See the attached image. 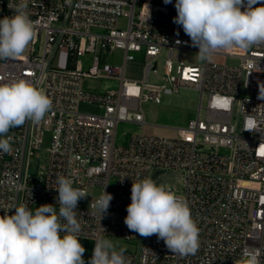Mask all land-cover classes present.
Masks as SVG:
<instances>
[{
    "label": "built area",
    "instance_id": "obj_1",
    "mask_svg": "<svg viewBox=\"0 0 264 264\" xmlns=\"http://www.w3.org/2000/svg\"><path fill=\"white\" fill-rule=\"evenodd\" d=\"M15 2L0 0V18L14 15ZM28 12L35 39L22 56L0 60V83L26 79L53 104L39 124L27 121L8 133L12 150L0 152V215L21 203L58 210L54 188L64 175L88 194L76 209L80 236L136 242L137 251L124 252L130 264H240L246 246L259 248L264 264V45L216 53L223 63L175 60L176 52L199 51L173 23L175 0H28ZM116 50L122 64L103 62ZM163 52V81L151 82ZM141 53L142 78L127 77V65ZM85 56L92 63L82 71ZM86 79L114 80L117 87L92 94L83 87ZM184 88L200 94L197 116L176 136L146 133L143 105ZM81 103L102 111L82 113ZM250 118L252 130L246 129ZM119 123L140 127L125 146L116 141ZM46 132L47 163L31 173ZM221 148L230 153L220 154ZM166 171L181 175L180 190L166 186L187 200L200 229L195 254H173L156 235L142 237L124 223L133 181H157ZM104 190L113 199L100 217L95 202Z\"/></svg>",
    "mask_w": 264,
    "mask_h": 264
},
{
    "label": "clouds",
    "instance_id": "obj_2",
    "mask_svg": "<svg viewBox=\"0 0 264 264\" xmlns=\"http://www.w3.org/2000/svg\"><path fill=\"white\" fill-rule=\"evenodd\" d=\"M12 7L14 15L0 18V60L22 56L36 36L28 0H16ZM175 9L173 23L190 37L201 61H211L220 51H247L264 45V0H175ZM52 104L42 89L26 79L0 83V152L12 150L10 129L27 121L39 124ZM254 127L255 121L248 119L246 129ZM56 185L58 210L43 204L33 211L21 203L0 215V264H86L76 209L88 194L73 187V180L64 175L57 177ZM112 199L104 190L96 200L100 217ZM126 211L124 223L130 231L142 237L156 235L173 254L187 256L198 251L200 229L189 203L152 177L133 181ZM124 252L100 236L87 264H130ZM261 254L259 248L246 246L240 264H261Z\"/></svg>",
    "mask_w": 264,
    "mask_h": 264
},
{
    "label": "rangeland",
    "instance_id": "obj_3",
    "mask_svg": "<svg viewBox=\"0 0 264 264\" xmlns=\"http://www.w3.org/2000/svg\"><path fill=\"white\" fill-rule=\"evenodd\" d=\"M126 22H122L121 26L125 28ZM42 42V41H41ZM40 42V43H41ZM28 50V49H27ZM26 50V52H27ZM25 52V53H26ZM198 52H176L174 59L183 60L188 64H202L198 56ZM165 52L162 53L158 62V74L151 75V82H162L163 77V65L165 59ZM83 63L80 66V70L87 71L91 66V59L88 56L83 57ZM143 53L137 54L135 61L127 65L126 76L134 79L142 78V63ZM123 61V52L116 50L112 55L106 56L103 62H107L114 65H120ZM211 61L223 63L226 61L224 56L215 55ZM228 63H233L231 60H227ZM57 62V61H56ZM56 62L54 65H56ZM83 87L86 91L92 94H100L107 89H114L117 87V82L110 79H86ZM200 102V94L198 91L191 88L180 89L178 92L165 95L162 97L160 104L146 103L143 105V111L148 125L144 128V131L149 134L162 135V136H176L178 134L177 128L186 126L188 121L197 116L198 107ZM203 104H206V97H204ZM79 111L82 113H100L102 110L96 105L89 103H81L79 105ZM204 114V111H203ZM153 126V127H152ZM160 127V128H155ZM140 127L135 124L119 123L116 135V141L118 145L125 146L128 142L131 134L139 132ZM50 133L46 132L43 138L41 148L36 151L32 162L33 167L30 169L31 173L37 170V167L46 165L50 147ZM220 154H229L228 149H219ZM157 184H164L172 186L180 190L182 181L181 175L175 171H166L164 175L157 179ZM114 189V181H111L110 190ZM93 193L95 195L101 194L100 188H95ZM112 240L117 246V249H125V252H135L138 249L136 242H128L121 238L113 236H104ZM95 246V243H94Z\"/></svg>",
    "mask_w": 264,
    "mask_h": 264
},
{
    "label": "crops",
    "instance_id": "obj_4",
    "mask_svg": "<svg viewBox=\"0 0 264 264\" xmlns=\"http://www.w3.org/2000/svg\"><path fill=\"white\" fill-rule=\"evenodd\" d=\"M147 122V121H146ZM153 127V126H152ZM155 128H160V127H156L154 126ZM80 243L84 246V248L86 249L85 253H84V259H85V262L87 264V261L91 258L92 256V252H93V249H94V243L95 241L90 239V238H83V237H80Z\"/></svg>",
    "mask_w": 264,
    "mask_h": 264
},
{
    "label": "snow or ice",
    "instance_id": "obj_5",
    "mask_svg": "<svg viewBox=\"0 0 264 264\" xmlns=\"http://www.w3.org/2000/svg\"><path fill=\"white\" fill-rule=\"evenodd\" d=\"M220 103H221V106H223V107H227V102H226V101H223V100H222ZM261 154H264V151H262Z\"/></svg>",
    "mask_w": 264,
    "mask_h": 264
},
{
    "label": "water",
    "instance_id": "obj_6",
    "mask_svg": "<svg viewBox=\"0 0 264 264\" xmlns=\"http://www.w3.org/2000/svg\"><path fill=\"white\" fill-rule=\"evenodd\" d=\"M156 175H157V173H156ZM156 175H155V176H156Z\"/></svg>",
    "mask_w": 264,
    "mask_h": 264
}]
</instances>
